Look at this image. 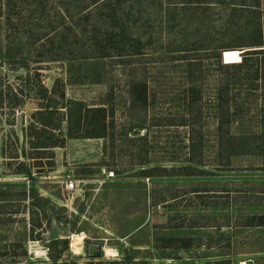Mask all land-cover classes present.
Wrapping results in <instances>:
<instances>
[{"label": "trees", "instance_id": "16d2710c", "mask_svg": "<svg viewBox=\"0 0 264 264\" xmlns=\"http://www.w3.org/2000/svg\"><path fill=\"white\" fill-rule=\"evenodd\" d=\"M55 60L64 63L74 82L104 80L107 63L126 68L129 108L140 110L141 118L116 120L111 87L91 103L67 97L59 76L47 87L40 65ZM18 70L8 77V71ZM30 100L35 106L22 127V145L9 155L16 164L1 171L27 182L0 181V239L10 240L11 252V259L0 264H25L19 259L23 241L39 238L41 218L49 226L66 210L32 186L33 166L43 165L17 157L44 158L51 167L53 148L66 137L100 138V165L111 157L129 158L136 167L137 180L109 184L119 188L117 199L127 208L120 215L135 218L134 231L110 227L128 237L129 245L119 260L82 264H149L151 253L160 258L167 250L189 247L191 239L165 231L180 226L174 220L187 193L222 198L212 206L231 209L226 231L217 223L220 215L213 217L217 248L229 247L232 257L264 251L259 231L264 228V179H220V172L264 169L260 0H0V131L9 127L2 154L18 141L11 126L16 111ZM158 105L164 109H155ZM206 175L214 177L199 179ZM198 203L187 205L195 211ZM154 205L171 212L167 220L174 225L150 237L139 234ZM59 242L65 245L58 237L47 244L57 253ZM53 252L51 261L29 264H74L57 261Z\"/></svg>", "mask_w": 264, "mask_h": 264}, {"label": "rangeland", "instance_id": "374dc122", "mask_svg": "<svg viewBox=\"0 0 264 264\" xmlns=\"http://www.w3.org/2000/svg\"><path fill=\"white\" fill-rule=\"evenodd\" d=\"M260 2L261 7L264 8V0H260ZM105 68L107 69L106 76L104 80L98 82L71 81L67 77L64 63L60 60L43 62L40 65V72L42 81L47 87H50L54 77L59 76L65 82V95L81 99L86 103L96 102L98 97L111 87L116 95L114 99L116 120L140 119L142 112L129 108L126 93L127 69L110 63H107ZM21 72L22 70L8 71L7 74L12 79L14 74ZM34 106V101L30 100L16 111L14 124L11 127L18 136V141L6 145L5 154L1 153V142L9 127L4 125L0 131V181L25 180L27 182L24 176L1 173V171L7 172L15 166V158L9 155H13L15 148L22 145V127L27 123L29 113ZM155 109L161 111L164 107L158 105ZM147 119L149 118L147 117ZM62 125L64 128V123ZM25 149L29 151L27 146ZM17 159L29 161L36 165L42 164L43 167L33 166V180L30 181L32 186L39 194L48 197L56 205H62L66 208L59 213V220L50 219L49 226L45 219L41 218L44 231L41 232L39 238H26L23 241L24 254L19 258L23 263L29 264L31 261L49 262L52 260L50 253L53 250L48 246V240H46L52 223H55L58 229L57 237L65 240V245L59 242L56 246L59 252L55 253L56 250L53 252L58 254L57 261L65 259L74 261V264H82L88 259L110 262L121 258L123 249L129 245V238L126 236L119 237L110 227L119 224L122 230L134 231L135 229L132 227L135 218L133 214L120 215V210L127 208H124L117 199L115 191L119 188L111 187L109 184L116 181L132 182L137 180L136 167L130 163L132 161L129 158L120 160L106 157L107 164L100 165V138L66 137L62 146L53 148L54 162L51 167L46 165L44 158L33 160L27 156L19 155ZM210 177L214 176L206 175L199 179L205 181ZM240 177L264 179V169L220 172V179L222 180ZM68 179H72L74 182L71 188L64 185ZM188 186L186 185L184 188ZM126 189L131 188L127 187ZM216 199L222 200L216 196H202L200 198L192 197L189 193L184 194L176 212L179 213V218L174 220L180 223V226L167 228L165 231L171 235H182L184 239L188 237L192 244L187 248L167 250L168 254L160 258L152 257L153 254L151 253V257L148 258L149 264H264V251L238 254L232 257L231 254L227 253L229 247L217 248L213 241L218 242L217 238L219 237L214 233L216 219L213 217L216 218L217 215H220L217 218V223H222L220 230L226 231L228 228L224 224L227 223L226 216L231 212V209L226 205L222 208H215L211 203ZM200 200L203 201L204 205L200 203ZM188 201L191 203L192 201H199L196 206L197 210H192L191 206L187 205ZM170 213L165 207L159 205L150 207L148 220L138 233L150 237L154 231H158L164 226L174 225L172 221L167 220ZM195 213L196 218L192 216ZM27 221L29 220L25 217V222ZM259 231L264 232V228L259 229ZM223 235L225 236V234ZM77 236L82 237L80 243H76L75 238ZM88 241H99L103 245V250L99 256L88 257L86 255L85 243ZM9 251L10 240L0 239V262L11 259V252ZM226 258L233 259V261L223 260ZM216 259L221 260L216 261Z\"/></svg>", "mask_w": 264, "mask_h": 264}, {"label": "water", "instance_id": "95a60500", "mask_svg": "<svg viewBox=\"0 0 264 264\" xmlns=\"http://www.w3.org/2000/svg\"><path fill=\"white\" fill-rule=\"evenodd\" d=\"M58 235V229L55 223L51 224L50 230L46 235V240L56 238ZM103 245L99 241H88L85 243V253L88 257H97L101 254Z\"/></svg>", "mask_w": 264, "mask_h": 264}, {"label": "built area", "instance_id": "2783aa9c", "mask_svg": "<svg viewBox=\"0 0 264 264\" xmlns=\"http://www.w3.org/2000/svg\"><path fill=\"white\" fill-rule=\"evenodd\" d=\"M74 182L72 179H68L67 181L64 182L65 187L71 188L73 186Z\"/></svg>", "mask_w": 264, "mask_h": 264}, {"label": "bare ground", "instance_id": "6f19581e", "mask_svg": "<svg viewBox=\"0 0 264 264\" xmlns=\"http://www.w3.org/2000/svg\"><path fill=\"white\" fill-rule=\"evenodd\" d=\"M81 236H77L76 238H75V240H76V243H80V240H81ZM75 244V243H74ZM77 245H79V244H77Z\"/></svg>", "mask_w": 264, "mask_h": 264}]
</instances>
